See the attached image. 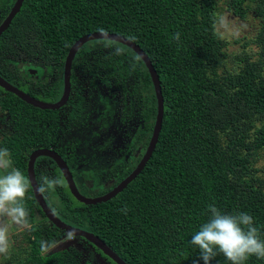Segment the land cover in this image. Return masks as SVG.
I'll return each mask as SVG.
<instances>
[{"label":"trees","instance_id":"obj_1","mask_svg":"<svg viewBox=\"0 0 264 264\" xmlns=\"http://www.w3.org/2000/svg\"><path fill=\"white\" fill-rule=\"evenodd\" d=\"M247 1L226 0V3L232 13L242 17ZM213 23L214 0H22L18 12L0 34V53L5 45L14 44L51 71L54 86L62 85V64L70 45L78 37L100 29L131 40L151 62L162 95L161 127L150 157L120 192L105 202L79 203L69 193L54 162L46 156L39 157L51 161L54 176L63 181L55 191L42 195L48 207L51 209L49 205L54 199L57 206L54 214L60 220L91 232L127 264H193V261L203 264L199 249L190 241L210 218L209 205L223 214H249L264 240V191L245 176L251 155L264 146V121L253 128L251 123H245L251 115L264 114V77L256 79L247 68H239L227 73L224 83L219 82L215 63L222 55L219 49L223 43ZM259 30L264 54V23ZM176 33L180 34L179 40L173 39ZM90 43L100 50L97 61L87 69L91 73L90 84L98 77L113 79L128 72L139 78L143 72L141 82L149 91V97L144 95V114L155 116V107L150 106L155 96L148 72L127 46L106 39L90 40L77 49L70 70L75 58ZM104 45L106 51L102 50ZM117 47L122 49L120 55L115 54ZM4 60L0 61V77L37 99L54 100V91L48 89L43 94L37 82H21L6 69ZM72 81L70 72V86ZM0 91V109L9 116L13 129L0 145L17 158L14 163L20 171L25 174L26 166V157L22 158L20 150L54 145L53 149L65 160L74 177L73 170L108 174L106 165L113 158L94 157L92 152L93 139L98 135L92 125L102 121L94 94L89 101L69 94L66 105L44 110L2 88ZM73 102L74 107L64 113L69 120L61 128L60 113ZM153 122L154 119L144 123L147 135L142 139V154ZM57 131L59 135L54 140ZM221 134L226 140L223 146L218 141ZM140 157L107 190L128 175ZM33 168L38 185L40 169L36 161ZM75 181L83 195L80 189L86 191L85 185L78 179ZM25 201L27 208L34 206L46 219L31 191ZM35 228V236L43 234L48 242L58 231L53 225V231ZM88 244L114 264L93 244ZM33 252L29 258L32 264H78V251L73 249L43 257L37 255L35 247ZM211 264L230 262L218 254ZM245 264H264V259L251 256Z\"/></svg>","mask_w":264,"mask_h":264},{"label":"rangeland","instance_id":"obj_2","mask_svg":"<svg viewBox=\"0 0 264 264\" xmlns=\"http://www.w3.org/2000/svg\"><path fill=\"white\" fill-rule=\"evenodd\" d=\"M13 2L14 0H0V22ZM243 12L242 17L237 16L230 11L226 0H214V30L223 43L219 49L222 55L215 63V76L220 83H224V77L227 73H233L239 68H247L256 79L264 77V54L258 34L261 25L264 23V0L245 2ZM17 48L11 43L2 48L3 53H0V61L5 59L6 69L12 71L21 82H37L36 84L43 94L48 89L54 91V99L58 98L61 87L57 83L54 86V82L51 80L53 78L51 71L45 69L44 65L37 63L34 60L35 57L30 58L23 50ZM107 49L106 45L102 47L103 51ZM83 51L81 56L75 58L74 65L70 70L73 81L69 94L73 97L84 98V101H89L93 94L97 97L102 121L92 125V129L98 132V135L93 139L95 144L92 152L94 157L110 155L113 158L110 164L106 165L108 167L106 176L101 175L98 170H82L81 172L73 170L76 179L86 187V191L79 188L83 195L95 197L101 195L103 191L105 192L117 176L125 174V171L141 156L143 151L142 139L147 135L144 130V123L149 124L153 121L154 116L144 114L146 109L144 108V104L146 105L144 95L149 97V91L141 82L143 72L139 73V78L130 76L128 72H125L123 76H114L113 79L104 80V78L98 77L93 79V85H91V73L87 69L94 60L97 61L100 50L93 43H90L85 45ZM93 71L95 70L93 69ZM223 88L225 87L223 86ZM1 97L2 92L0 91ZM74 105L75 102L67 104L68 107L66 106L67 108L61 111L60 116L63 119L60 118L58 121L61 128L68 122L69 119H65L66 114ZM150 106L154 108L155 102L151 101ZM260 121H264V114L261 116L251 115L245 119V123H251V128ZM12 130L9 116L0 109V143L2 140H6L8 135H11ZM58 135L59 132L57 131L54 140L57 139ZM218 141L220 146L226 142L222 134L218 135ZM0 149L4 148L0 145ZM29 150V148L20 150L22 158H27ZM11 159L13 166L18 168L17 164L14 163L17 158L11 154ZM38 167L41 176L55 177L51 161L40 159ZM247 169L246 178L251 179L256 188L264 191V146L256 149L251 155ZM21 172L24 174V171ZM40 174H37L39 183ZM59 180L63 183L61 177ZM76 185H78L77 181ZM29 197L30 189L26 193L25 200ZM72 201L76 204L74 199ZM54 204L55 200L53 199L52 205L49 206L53 212H56L57 206ZM27 209L29 222L32 225L31 230L22 229L8 217L0 218V222L8 229L10 241L7 254H0V264H32L29 258L34 254V247L38 250L37 255L41 257L54 252L73 249L78 251V258L76 257L78 264H111L86 240L75 236L69 239V234L61 230L55 231L56 236L52 240L56 242V246L46 254L41 253V241L46 240L43 234L40 237L35 236V227L41 226L53 231L52 224L42 218L34 206Z\"/></svg>","mask_w":264,"mask_h":264},{"label":"clouds","instance_id":"obj_3","mask_svg":"<svg viewBox=\"0 0 264 264\" xmlns=\"http://www.w3.org/2000/svg\"><path fill=\"white\" fill-rule=\"evenodd\" d=\"M100 32L107 37L104 29H100ZM179 37L180 34L176 33L173 39L179 40ZM114 51L116 55L122 53L119 47ZM61 184L59 179L42 175L35 190L43 195L55 191ZM29 187L30 181L13 166L9 151L6 148L0 149V218L8 217L15 225L27 230L32 227L29 211L25 207ZM208 211L211 213L210 218L201 225L190 241L199 249V259L203 264H211L218 254H223L230 264H245L251 256L264 259V240L260 238L252 216L243 212L235 215L223 214L214 205H209ZM68 238H74V233H69ZM9 246L8 229L0 222V254H7ZM55 246V241H41L40 251L46 254ZM193 264H198V261H193Z\"/></svg>","mask_w":264,"mask_h":264},{"label":"water","instance_id":"obj_4","mask_svg":"<svg viewBox=\"0 0 264 264\" xmlns=\"http://www.w3.org/2000/svg\"><path fill=\"white\" fill-rule=\"evenodd\" d=\"M22 0H14L12 6L10 7L9 11L6 13V15L3 17V19L0 22V34L6 29V27L9 25L11 19L13 16L18 12L20 6H21ZM107 37H104L100 31H94L87 34H84L80 37H78L68 48L65 58L63 60L62 64V90L60 97L53 101V102H46L42 100H38L33 96H30L23 92L22 90L18 89L16 86L10 84L6 80H4L2 77H0V88L3 90L12 93L16 97H18L20 100L24 101L25 103L37 107L44 110H55L63 106L68 99L69 91H70V82H69V76H70V65L71 61L73 59V56L77 49L84 43L95 40V39H106L115 41L118 43H121L125 46H127L129 49H131L143 62L151 84L154 91L155 96V116H154V122L151 129V134L149 137V140L147 142L146 148L141 155L139 161L136 163L134 168L126 175L120 182H118L113 188L108 190L107 192L95 196V197H89L82 195L78 189L75 186V183L73 181L72 175L65 163V161L60 157L59 154H57L55 151L49 148H35L33 149L26 161V176L27 179L30 181V189L32 192V196L37 203L40 211L42 212L43 216L58 230H61L67 234L74 233L75 237H80L91 244H93L99 251L109 258L114 264H127L125 263L119 256H117L101 239H99L97 236L92 234L91 232H88L86 230H83L81 228L72 226L68 223H65L64 221L60 220L54 212L48 207V205L45 203L42 194L38 193L35 189L37 188V182L34 176L33 171V163L36 157L39 156H46L50 158L55 165L57 166L58 170L60 171V174L67 186V189L71 196L79 203L85 204V205H92L100 202H105L108 199L115 196L118 192H120L143 168L145 162L148 160V158L151 155V152L155 146V143L157 141L158 133L160 131L161 127V120H162V114H163V105H162V95L159 85V79L158 76L154 70V68L151 65V62L149 61L146 54L131 40L117 35L115 33H109L107 32Z\"/></svg>","mask_w":264,"mask_h":264},{"label":"flooded vegetation","instance_id":"obj_5","mask_svg":"<svg viewBox=\"0 0 264 264\" xmlns=\"http://www.w3.org/2000/svg\"><path fill=\"white\" fill-rule=\"evenodd\" d=\"M61 90H62V85H61ZM60 94H61V91H60ZM59 97H60V95H59ZM58 97V98H59ZM58 98H56V99H54V101L55 100H57ZM37 99V98H36ZM38 100H40V99H38ZM53 102V101H52ZM62 107V106H61ZM59 109V108H58ZM60 138V137H59ZM57 142V141H56ZM56 144V143H55ZM40 147V146H39ZM38 147V148H39ZM31 149V151L34 149L33 147H30ZM54 145L53 146H49V149H52L53 151H55L54 149ZM30 151V152H31ZM29 152V153H30ZM56 152V151H55ZM57 153V152H56ZM57 154H59V153H57ZM29 155V154H28ZM28 155H27V157H28ZM60 155V154H59ZM40 157V156H39ZM39 157H36L35 158V160H34V163H33V167H34V164H35V161H36V167L38 168V165H39V161H40V159H39ZM60 157H61V155H60ZM62 158V157H61ZM63 159V158H62ZM64 160V159H63ZM26 161H27V158H26ZM65 161V160H64ZM66 163V162H65ZM55 164V163H54ZM25 165H26V163H25ZM67 165V164H66ZM67 167H68V165H67ZM68 169H69V167H68ZM25 170H26V166H25ZM33 171H34V168H33ZM70 171V170H69ZM71 173V172H70ZM25 175H26V171H25ZM71 175H72V173H71ZM34 176H35V171H34ZM26 178H27V176H26ZM72 178H73V181H74V183H75V186H76V188H77V185H76V181H75V179H76V177H74L73 175H72ZM30 188V187H29ZM78 189V188H77ZM108 190H110V189H108ZM108 190H106L105 192H107ZM30 191H31V189H30ZM104 191L102 192V194L103 193H105Z\"/></svg>","mask_w":264,"mask_h":264}]
</instances>
